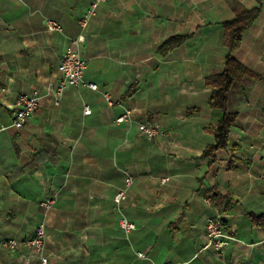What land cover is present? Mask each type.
<instances>
[{
  "label": "crops",
  "instance_id": "crops-1",
  "mask_svg": "<svg viewBox=\"0 0 264 264\" xmlns=\"http://www.w3.org/2000/svg\"><path fill=\"white\" fill-rule=\"evenodd\" d=\"M93 1L0 0V264H42L23 245L2 247L39 224L47 264H264V0H235L261 11L232 52L249 73L230 87L236 122L212 156L221 111L206 78L224 69L232 0H106L81 29ZM81 33L84 82L97 90L68 86L55 105L59 59ZM172 36L188 38L160 53ZM21 93L40 100L15 129ZM146 122L157 137L139 132ZM210 218L230 237L222 251L205 247Z\"/></svg>",
  "mask_w": 264,
  "mask_h": 264
},
{
  "label": "built area",
  "instance_id": "built-area-1",
  "mask_svg": "<svg viewBox=\"0 0 264 264\" xmlns=\"http://www.w3.org/2000/svg\"><path fill=\"white\" fill-rule=\"evenodd\" d=\"M106 0H94L89 9L84 13L82 18L79 20V25L81 29L86 27V24L90 17L95 14L97 5ZM45 29L48 32H63V28L60 24L46 20ZM84 41L83 34H79L75 38L70 39L69 44L67 45L64 53L61 55L58 65L57 72L59 74V79L56 85L50 90L52 95V100L55 105L59 104V100L63 94V91L68 86L78 87L80 85H87L91 90H97V85L93 83L84 82V71L86 69V61L80 56L79 49L82 46ZM105 98L108 102L110 99L108 95H105ZM40 98L35 93H21L18 95L13 111L12 127L15 129H21L25 126L27 121L32 117L35 109L39 105ZM84 114H90V109L84 107ZM130 112H125L116 119V122L120 123L123 121H128L130 119ZM138 130L143 134L147 139H153L158 136V128L150 123H141L138 125ZM167 181L166 178L160 180L161 183ZM131 183V178L126 177L125 184L128 186ZM126 190L121 189L117 191L113 197V200L116 204H119L122 200L125 199ZM54 203L53 198H48L40 202V206L44 209L50 208ZM120 226L125 230L129 231L134 228V226L129 223L126 219H120ZM206 233V248H212L216 251H222L226 249L230 242V237L225 233L221 220L219 218H210L208 219L205 227ZM45 233L43 224H39L35 231L34 235L24 240L22 243L14 239L6 240L2 243V247L7 250L14 251L19 249L21 245L25 248L31 249L35 256L39 257L42 264H47V258L43 255L45 243H44ZM139 257H143V253H138Z\"/></svg>",
  "mask_w": 264,
  "mask_h": 264
},
{
  "label": "trees",
  "instance_id": "trees-1",
  "mask_svg": "<svg viewBox=\"0 0 264 264\" xmlns=\"http://www.w3.org/2000/svg\"><path fill=\"white\" fill-rule=\"evenodd\" d=\"M230 7L234 18L221 23L223 43L227 48L224 69L222 72L206 78V84L212 88L208 99L209 106L220 110L221 118L214 127L209 128L215 137V143L205 148L204 156H212L216 150L227 147L229 132L237 118L236 113L229 112L227 109L230 87L249 73L243 64L232 57V52L238 48L243 32L254 22L261 11L260 4L252 9H247L235 0L230 2ZM187 38L188 36L169 37L159 46L158 51L162 54L168 53L180 46Z\"/></svg>",
  "mask_w": 264,
  "mask_h": 264
}]
</instances>
